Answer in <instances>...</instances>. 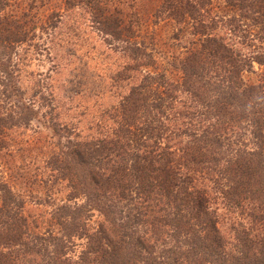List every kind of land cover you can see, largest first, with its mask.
<instances>
[{
    "label": "trees",
    "instance_id": "1",
    "mask_svg": "<svg viewBox=\"0 0 264 264\" xmlns=\"http://www.w3.org/2000/svg\"><path fill=\"white\" fill-rule=\"evenodd\" d=\"M57 1L36 20L0 0V167L11 142L35 148L0 175V264H264V0ZM74 10L126 60L94 135L12 81L39 33H84Z\"/></svg>",
    "mask_w": 264,
    "mask_h": 264
},
{
    "label": "rangeland",
    "instance_id": "2",
    "mask_svg": "<svg viewBox=\"0 0 264 264\" xmlns=\"http://www.w3.org/2000/svg\"><path fill=\"white\" fill-rule=\"evenodd\" d=\"M57 3L58 1L55 0L44 4L55 7ZM45 5L42 7L40 0H11L6 13L33 9L31 16L35 15L36 20H46ZM74 11L75 13H70L65 22L72 24L80 21V23H83L84 33L82 30L72 32L62 25L61 30L59 32L57 30L56 36L53 38L50 35L47 36L45 32L39 33V38H36L33 42L37 45L36 50L27 54L23 63L19 66V68L21 67L19 76L12 81L19 82L20 86L26 91V94H24L25 99L30 96L29 89L32 86H34V89L35 84L40 82L39 86L43 89V92L46 94L51 93L52 98L55 100L54 103H56L57 113L59 114L58 122L74 126L76 131L83 136L94 135L97 131L96 125L103 122L101 121L102 112L113 107L127 90V83L115 80L117 70L126 63V60L121 53L112 50L116 45L111 48L109 44L105 43L106 41L103 40V36L98 31L85 26L88 19L86 14L83 16L75 15L81 13L82 10ZM167 30L168 28L161 23L155 29L156 35L159 33L164 35ZM24 48L25 46H22L17 52ZM4 52L6 51H0V55ZM11 57L15 58L14 53ZM0 60L4 62L3 59L0 58ZM260 69V66L254 63L253 70L256 73H245L246 79L253 82L257 81V74L260 73ZM10 82L11 78L9 76H5V74L0 76V92L4 88L3 85ZM27 86H29V89L26 88ZM0 104L2 103L0 102ZM8 104L4 105L5 110L8 109ZM45 105L43 101L35 103L36 108L39 110V117L46 111ZM39 124H41V120ZM39 124L35 122L33 129L37 128L41 136H50L49 132ZM22 133L24 135L21 138L24 141L31 134V132ZM14 137L16 136L10 138L14 139ZM11 139L8 141L10 142ZM41 142H43L42 138ZM27 148L29 146L26 143L21 146V144L11 142L7 153L4 154L0 175L9 181H13L12 184L14 183L13 177H17L16 173L21 172V168L25 165L22 157L35 152V148L31 149L33 152H30V149ZM62 197L63 195L60 193L57 199ZM47 209V206H33L30 202L27 203V210L31 215L44 213ZM98 220L99 218L95 216L92 218V222Z\"/></svg>",
    "mask_w": 264,
    "mask_h": 264
}]
</instances>
